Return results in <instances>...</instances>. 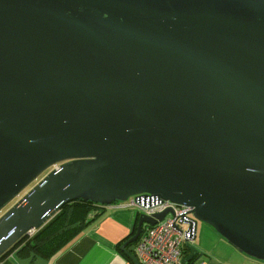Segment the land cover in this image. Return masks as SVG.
<instances>
[{
  "label": "water",
  "instance_id": "1",
  "mask_svg": "<svg viewBox=\"0 0 264 264\" xmlns=\"http://www.w3.org/2000/svg\"><path fill=\"white\" fill-rule=\"evenodd\" d=\"M139 194L264 261V0H0V258L71 201ZM167 211L136 214L132 264Z\"/></svg>",
  "mask_w": 264,
  "mask_h": 264
},
{
  "label": "crops",
  "instance_id": "2",
  "mask_svg": "<svg viewBox=\"0 0 264 264\" xmlns=\"http://www.w3.org/2000/svg\"><path fill=\"white\" fill-rule=\"evenodd\" d=\"M67 214L72 215L71 219L66 220V227L74 231V235L70 237L72 240H68L70 242L66 243L63 248L53 252L31 250L45 259L47 264H132L120 246L130 236L132 228L136 225L138 217L135 209L109 205L84 210V207L77 206L70 210L67 209ZM54 222L55 220L52 224ZM54 226L58 227L56 222ZM144 226L146 227V224ZM53 227L50 225L47 230H52ZM35 232L36 230L29 236ZM219 240L221 239L215 235L213 242L215 244L222 242L225 252L215 256L210 253V256L214 257L211 259V264H264V261H257L237 251L231 245H227L224 239ZM133 247L134 243L126 248L132 250ZM28 255L29 253L24 258ZM5 258H9L12 262L16 259L13 252ZM196 263L209 264L206 261Z\"/></svg>",
  "mask_w": 264,
  "mask_h": 264
},
{
  "label": "built area",
  "instance_id": "3",
  "mask_svg": "<svg viewBox=\"0 0 264 264\" xmlns=\"http://www.w3.org/2000/svg\"><path fill=\"white\" fill-rule=\"evenodd\" d=\"M112 205L118 208L135 209L137 213L149 216L170 209L171 212L167 211L161 221L153 225L146 224V227L142 228L132 253L138 264H184L182 258L186 255L183 248L186 243H190L195 238L193 229L188 224L191 208L148 194L130 196ZM187 264L197 263L191 260Z\"/></svg>",
  "mask_w": 264,
  "mask_h": 264
},
{
  "label": "trees",
  "instance_id": "4",
  "mask_svg": "<svg viewBox=\"0 0 264 264\" xmlns=\"http://www.w3.org/2000/svg\"><path fill=\"white\" fill-rule=\"evenodd\" d=\"M77 206L84 207V210L86 208H88L89 210V209H93L100 205L93 204L88 201H82V200H75V201H71L65 204L60 210L56 212V214L51 219H49L42 227L37 229L36 232L32 236L23 237L9 251H7V253L1 256V258L9 255L11 252L14 253V257L17 259V258H24V256L27 255L29 252H31V250L33 249L37 250L38 252L39 250L53 252L54 250L63 248L66 245V243L72 240V239L70 240V237L74 235L73 234L74 231L66 227L67 226L66 220L72 218L71 214H67V209L70 210ZM53 220H55L58 227H55V226L53 227V225L55 224V222L54 224H52ZM60 221H61V226H60ZM50 225L51 227H53V229L47 230V228ZM132 250L130 249L129 251L132 252ZM183 250H184L185 255L189 254V249L186 246V244ZM11 264H17L16 260L13 261Z\"/></svg>",
  "mask_w": 264,
  "mask_h": 264
},
{
  "label": "rangeland",
  "instance_id": "5",
  "mask_svg": "<svg viewBox=\"0 0 264 264\" xmlns=\"http://www.w3.org/2000/svg\"><path fill=\"white\" fill-rule=\"evenodd\" d=\"M45 172H43L41 175H39L37 180H39L45 174ZM36 181H33L26 189H24V191H26L28 188H30ZM21 194H22V192L20 193V195ZM16 199H17V197L12 199L10 201V203L8 205H6V207L3 208V210L7 209L13 202H15ZM215 235H216V237H219V239H221V240L223 239L211 226H209V225H207L201 221L197 222L196 237H195V239H193L190 242V245L192 247H194L195 249H197L198 252L200 253V255H198V257L196 258V262L206 261L209 264H211L212 263L211 259H214V257L210 256V253L213 254L214 256L216 254H224V252H225L223 249V248H225L224 244H222V242H218L216 244L213 242V238L215 237ZM221 240H219V241H221ZM225 243L227 245H230L226 241H225ZM5 257L6 256H4L3 258H0V264H11L12 261L9 258H5Z\"/></svg>",
  "mask_w": 264,
  "mask_h": 264
},
{
  "label": "flooded vegetation",
  "instance_id": "6",
  "mask_svg": "<svg viewBox=\"0 0 264 264\" xmlns=\"http://www.w3.org/2000/svg\"><path fill=\"white\" fill-rule=\"evenodd\" d=\"M23 193V192H22ZM2 211H4V210H2Z\"/></svg>",
  "mask_w": 264,
  "mask_h": 264
}]
</instances>
